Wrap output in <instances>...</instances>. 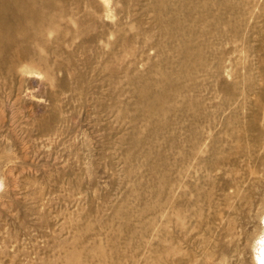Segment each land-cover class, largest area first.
Wrapping results in <instances>:
<instances>
[{"label":"rangeland","instance_id":"rangeland-1","mask_svg":"<svg viewBox=\"0 0 264 264\" xmlns=\"http://www.w3.org/2000/svg\"><path fill=\"white\" fill-rule=\"evenodd\" d=\"M3 3L0 264H255L264 0Z\"/></svg>","mask_w":264,"mask_h":264},{"label":"clouds","instance_id":"clouds-1","mask_svg":"<svg viewBox=\"0 0 264 264\" xmlns=\"http://www.w3.org/2000/svg\"><path fill=\"white\" fill-rule=\"evenodd\" d=\"M4 181L0 179V191L4 190ZM264 224V220H262ZM255 264H264V232L261 233L260 238L256 241L253 248Z\"/></svg>","mask_w":264,"mask_h":264},{"label":"bare ground","instance_id":"bare-ground-1","mask_svg":"<svg viewBox=\"0 0 264 264\" xmlns=\"http://www.w3.org/2000/svg\"><path fill=\"white\" fill-rule=\"evenodd\" d=\"M0 2H1L0 3V20H1V15L5 11L6 5H4L3 0H1ZM6 33L7 35L0 36V45L4 47V50H6V48L10 44H12L15 39H17L16 36L12 34L10 31H6Z\"/></svg>","mask_w":264,"mask_h":264}]
</instances>
